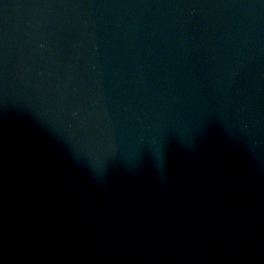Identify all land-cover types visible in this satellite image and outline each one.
Masks as SVG:
<instances>
[{
	"label": "water",
	"instance_id": "95a60500",
	"mask_svg": "<svg viewBox=\"0 0 264 264\" xmlns=\"http://www.w3.org/2000/svg\"><path fill=\"white\" fill-rule=\"evenodd\" d=\"M0 264H264V0H0Z\"/></svg>",
	"mask_w": 264,
	"mask_h": 264
}]
</instances>
